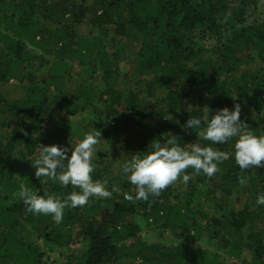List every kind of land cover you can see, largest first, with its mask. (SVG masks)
<instances>
[{"label":"trees","instance_id":"16d2710c","mask_svg":"<svg viewBox=\"0 0 264 264\" xmlns=\"http://www.w3.org/2000/svg\"><path fill=\"white\" fill-rule=\"evenodd\" d=\"M85 21L98 31L99 38L78 35L75 26ZM1 28L0 84L16 82L24 95L6 106V98L0 94V113L12 119L28 116L32 120L16 123L0 141V264H43L41 246L26 242L29 230L39 231L46 242L60 247L83 240L86 250L76 264H118L121 259L145 264H247V257L251 264H264V228L261 237L255 239L245 233L253 221L264 223V205L256 204L257 194L264 193V166L241 170L231 155L205 184L212 183L215 188L207 192V197L222 194L217 202L224 212L220 218L200 213V220L196 219L197 212L191 205L201 194L198 183L187 181L185 193L174 196L180 177L147 201L124 198L125 193L136 194L135 186L128 181L105 185L112 193L110 197H90L83 206L66 207L59 223L51 215L27 211L20 198L11 201L21 184L45 198L54 195L64 199L72 191H80L77 186L65 187L49 177L37 178L32 168L23 170L24 179H17L15 150L22 144L31 157L39 144L63 146L68 141V117L84 111L67 94L65 78L72 74L88 80L101 69L106 90L100 100L106 94L111 97L113 115L127 110L122 93L112 83L128 57L116 47L105 45L104 40L110 36L134 44L139 75L154 76L148 83L150 94L159 83L167 89L166 97L157 99L147 114L157 107L162 129H178L190 116H200L199 112L188 111L180 93V82H184L191 94L219 93L214 112L239 105L240 119L248 129L257 135L264 133V18L258 12V0H93L89 6L78 0H0ZM253 62L257 63L254 71L245 67ZM93 96L81 94L88 101ZM177 112V126L165 120ZM139 122L134 120V126L143 129V122ZM142 129L128 127L124 140L118 133L116 145L141 156L152 151L148 133ZM34 132L38 134L33 136ZM174 136L186 150L189 138L184 139L179 130ZM233 144L234 140L223 144L204 141L202 147L211 145L231 153ZM185 172L197 174L191 168ZM91 177L97 181L99 173ZM241 177L246 180L244 185L239 183ZM240 189L252 201L235 212L229 209L228 199ZM141 211L147 225L174 233L177 244L143 242L141 227L135 222ZM77 227L80 237L75 233ZM204 238L223 242L226 250L212 252L195 244L194 240Z\"/></svg>","mask_w":264,"mask_h":264},{"label":"rangeland","instance_id":"374dc122","mask_svg":"<svg viewBox=\"0 0 264 264\" xmlns=\"http://www.w3.org/2000/svg\"><path fill=\"white\" fill-rule=\"evenodd\" d=\"M85 6L92 4L93 0H78ZM258 12L262 18H264V0H258ZM0 30H3L1 28ZM75 30L78 35L87 38L94 39L99 38L98 31L85 21L83 24H78L75 26ZM105 41V45L108 48L116 47L121 53H123L128 60L120 64L119 75L116 76V82L112 83V86L116 91L122 93L123 106L127 110L122 109L118 115H113L110 112L111 97L105 95L103 100H100V95L106 90V86L102 81V70L100 69L97 74L93 75L91 79L86 77L67 76L65 78L67 82L68 92L67 94L77 103L80 107L84 108V111L74 117H68L71 122V129L68 133V141L62 147L71 148L75 147V144L83 139L86 132L91 131L96 128L101 133V137L98 143L94 146L92 163L94 165V170L91 176H95L99 173V178L96 179L101 181L105 185L116 184L124 181H128L126 175L122 172V162L125 159L131 158L132 155H137L135 152H128L121 150V146L116 145V135H119L122 140L125 139V134H127V128L133 127L135 129H142L141 126H134V120L138 122H143L142 118L146 116L143 124V129L141 131L148 133L149 144L155 146L156 143H161L163 145L166 142L168 135H174L177 130L181 131L184 136L189 138L186 146V150L191 151V146L193 144H198L199 146L204 145V140L198 135V132L194 133L189 131L186 126H178L176 128L162 129L159 126L160 118L157 116V107L152 114H149L150 108L156 105V100L160 98H165L167 95V89L163 84H156L155 89L152 94L148 91V83L152 81L153 75L140 76L137 66V56L136 47L133 43L128 40H123L119 38H113L110 36ZM115 41V42H114ZM257 63L247 64L245 67L250 68L252 71L256 69ZM83 92H88L94 94L93 100L88 101L86 98L81 97ZM180 93L184 97L187 108L190 113L199 112L200 116L205 114L206 109L209 111V118L215 113L213 111V105L217 103L219 98V93L214 95L208 94H191L189 93L188 87L184 82H180ZM0 94L5 96V105L10 106L14 101L19 100L23 97L24 92L20 84L16 82H10L8 84H0ZM132 106V107H130ZM116 107V106H115ZM226 107V106H225ZM223 107V108H225ZM228 108V107H227ZM111 115H110V114ZM178 115L179 113H172L166 117L165 120L169 121L170 124L178 125ZM133 119V120H131ZM262 119L264 120V106L262 110ZM32 117L21 116L18 119H12L7 113H0V141L6 138L8 131L13 128L16 123L30 122ZM139 122V123H140ZM131 125V126H130ZM200 131V130H199ZM38 134L33 133V136ZM182 136V135H181ZM152 137V138H151ZM234 140V138H233ZM230 140L229 142L233 141ZM218 147V146H217ZM153 148H151L152 150ZM17 160L13 162L16 169V178L24 179L23 170L26 168H35L32 166L31 162L38 155V151L34 156L29 157L26 153L24 145L19 144L16 148ZM70 155V152H69ZM192 169V168H191ZM190 174V179L192 183H198L200 189L199 198H196L192 203V208L197 212V220H200V213L215 217H222L224 212L217 206V202L221 199L222 194L220 192L216 193V198H209L206 195L211 189H215L212 183L206 184V181H210L213 177H208L202 172L199 174ZM199 181V182H198ZM134 186V185H133ZM189 187L183 180L175 184L174 196L183 195ZM209 196V195H208ZM19 198L18 193L12 194V202H16ZM11 201L7 202L10 203ZM250 200L243 189L238 192L232 193L228 199V207L230 210L239 212L245 208L247 204H250ZM97 222L100 219H96ZM135 222L141 227L140 239L148 244H160L162 246H171L177 244L176 235L172 232L165 231L158 225H147L146 217L143 212H138L135 217ZM264 228L263 222L253 221L252 225L245 232L246 235L252 238L261 237L260 231ZM79 232L81 229L77 227L75 233L77 237H80ZM27 235L28 245H40L41 251L44 254L43 264H76L78 260L83 256L86 250V245L81 240L80 242L74 244L71 247H60L49 244L41 236L40 232L29 230ZM81 239V238H80ZM263 239V238H262ZM195 244L201 247L210 249L212 252L223 253L226 248L222 245L223 242L218 243L217 241H209L207 238L202 240H194ZM247 264H251V258L247 257ZM118 264H145L142 262H135L128 259H121L117 261Z\"/></svg>","mask_w":264,"mask_h":264},{"label":"clouds","instance_id":"9594fccd","mask_svg":"<svg viewBox=\"0 0 264 264\" xmlns=\"http://www.w3.org/2000/svg\"><path fill=\"white\" fill-rule=\"evenodd\" d=\"M209 111L207 108L202 116H190L185 122L186 128L199 129L198 135L212 144H223L235 138L233 151L225 153L211 145L201 147L198 144H193L191 151H188L180 147L176 136L171 134L163 145L156 143L152 151L143 156L132 155L122 162V172L136 190L135 197L125 193L126 200L147 201L150 196H158L178 177L186 183L190 179V174L185 172L188 168H192L197 174L202 172L211 177L219 171L218 165L229 155L241 170L264 166V133L257 135L248 129V125L240 119V106L235 105L231 110L227 107L218 109L211 118ZM100 137V131L93 128L85 133L75 147L68 148L56 144L37 146L38 155L31 162L35 168V176L52 178L65 187L77 186L80 191H72L64 199L54 195L45 198L21 184L18 196L26 205L27 211L51 215L52 219L59 223L66 207L83 206L88 203L90 197L108 198L112 195L104 183L93 181L91 177L94 170V146ZM239 183L244 185L246 180L241 177ZM256 204L264 205V193L257 194Z\"/></svg>","mask_w":264,"mask_h":264}]
</instances>
